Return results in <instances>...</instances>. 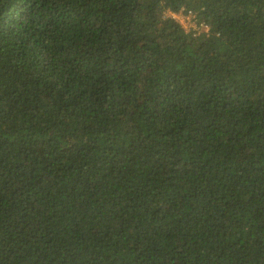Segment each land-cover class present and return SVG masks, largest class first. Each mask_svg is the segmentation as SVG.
<instances>
[{
    "label": "trees",
    "instance_id": "obj_1",
    "mask_svg": "<svg viewBox=\"0 0 264 264\" xmlns=\"http://www.w3.org/2000/svg\"><path fill=\"white\" fill-rule=\"evenodd\" d=\"M0 264H264V0H0Z\"/></svg>",
    "mask_w": 264,
    "mask_h": 264
}]
</instances>
